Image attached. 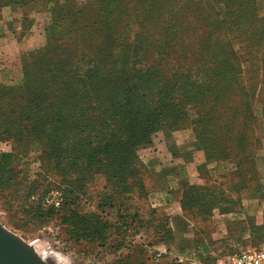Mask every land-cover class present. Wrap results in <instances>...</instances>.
<instances>
[{"label": "trees", "instance_id": "1", "mask_svg": "<svg viewBox=\"0 0 264 264\" xmlns=\"http://www.w3.org/2000/svg\"><path fill=\"white\" fill-rule=\"evenodd\" d=\"M27 1L41 0H15L14 3L27 4ZM44 1L52 4L49 8L52 21L47 27L49 44L42 52L28 51L22 55L21 86L0 84V142L13 140L16 146L27 147L38 141L44 149L42 159L48 166H58L67 173L70 170L80 174L85 170L91 174L102 172L112 184L127 191L134 185L130 178L136 175V147L150 142V136L161 122L171 116L183 120L187 105L209 102L213 92L219 97L231 91L238 98L233 105L235 123L227 121L221 130L214 131L208 122L203 121L201 129L198 122H193L198 132V146L205 150L209 160L235 158L229 156L228 149L240 146L244 153L250 151L245 162L251 167L261 160L262 140L252 134L251 109L237 92L244 90L250 99V94L255 93L252 91L262 85L264 97V74L254 71L251 87L239 88L240 57L232 49H225L218 37L222 31L236 32L233 27L237 26L241 31L235 38L241 39L243 35L262 43L264 27L259 22L264 17L259 18V0H208L207 6L193 0H140L135 13L137 30L128 13L119 10L123 0H95L96 3L90 4L76 3L77 0ZM225 12H230L229 21L227 16L223 17ZM202 29H208L209 35L193 38ZM156 32L159 33L156 35ZM94 33L119 36V40L112 42L117 53L106 57L104 66H98L100 56L89 45ZM82 53L85 58L93 59L86 71L81 69L85 66L83 60L77 58ZM171 55H178L177 66L165 75L162 69ZM256 65L264 73V56ZM217 84L220 86L216 87ZM217 133L227 134L222 135L223 141L219 138L220 144ZM13 159L10 153H0V187L4 190L9 189L11 180L20 173L13 167ZM253 180V177L243 179L229 189L230 193L222 185L183 184L184 211L204 221L217 209L221 213L237 211L242 191L250 197L264 196V185L252 186ZM63 197L61 207L70 216H77L71 206L73 200H65L68 197L65 192ZM43 207L45 215L58 211L53 203ZM99 217L81 220L80 225L88 226ZM255 218L245 220L250 239H263L264 224L261 226ZM167 220L160 219L153 242L148 246L158 242L169 246L176 238L180 242L175 244L191 246L193 243L196 251H201V259L208 257V245H198V241L194 243L195 240L176 235ZM99 222L94 224L97 232L119 227L106 222L98 225ZM235 222L228 225V230L231 225L241 223ZM102 235L99 232L93 240H101L105 245L108 237ZM133 247V244L126 246Z\"/></svg>", "mask_w": 264, "mask_h": 264}, {"label": "rangeland", "instance_id": "2", "mask_svg": "<svg viewBox=\"0 0 264 264\" xmlns=\"http://www.w3.org/2000/svg\"><path fill=\"white\" fill-rule=\"evenodd\" d=\"M14 1L0 0V84L19 87L23 82L22 55L28 51L42 52L41 49L49 44L47 27L52 21L49 10L52 4L44 0L27 1V4H15ZM139 1L123 0L119 7V10L128 13L135 30L138 21L135 13ZM193 1H197L200 6H207L208 0ZM78 2L96 3L95 0H77L76 3ZM258 14L260 19L264 17V0L258 1ZM226 16L229 21L230 12L223 13V17ZM259 23L264 27L263 19ZM233 29L236 32L222 31L218 37L225 49H232L240 57L242 71L237 72V78L239 88L243 90L251 87L254 71L264 74L256 65L264 56V40L260 43L243 35L241 39L235 38L241 28L235 26ZM208 31L202 29L193 38L208 36ZM143 32L146 33V30ZM216 35L217 33L212 39ZM115 40H119V36H106L101 33L91 36L90 48L93 47V51L100 56L98 66H104L105 58L117 53L118 49L112 43ZM97 44L99 45L96 48ZM77 58L83 60L82 65L85 64L81 67L82 70L89 69L88 63L93 60L91 56L85 58L82 53ZM177 61L178 55L169 56V63L162 69L165 75L176 68ZM218 86L220 85L217 84L216 87ZM262 90V85L257 87L256 91H252L255 93L250 94V99L243 93L244 90L241 91L244 95L237 92L241 100H247L246 106L251 109L252 134L262 140V149L259 151L261 160L255 167L245 162V158L251 153H244L241 146L236 149L227 148L230 150L229 156L235 158L221 161L209 160L205 150L198 146V132L193 122H198L200 129L204 125L202 123L208 122L214 131L221 130L227 121L235 123L236 110L233 105L234 99L238 98L231 91L219 97L213 92L209 99L211 101L203 100L202 103L187 105L183 120L180 119L182 117L171 116L161 122L159 128L150 136V142L136 147V175L130 178L134 180V185L127 191L118 184H112L102 172L91 174L85 170L80 174L70 170L67 173L59 170L58 166H48L42 159L44 149L38 141L29 143L27 147H18L13 140L2 141L0 153L12 154L13 167L20 173L14 181L11 180L9 189L0 187V221L6 228L33 245L42 256L50 257L55 264H231L234 255L245 250L247 246L257 248L264 242V238L250 239L246 218L240 213L232 217H222L215 210L214 215L207 221L187 214L181 201L184 193L182 185H222L229 192L232 186L252 177L255 178L252 186L256 183L264 185ZM223 134L227 136L226 133L216 134L218 144L224 140ZM236 134L240 136L241 133ZM203 142L206 140L203 139ZM64 192L68 196L65 200L74 202L71 206L77 212L75 217L70 216V212L60 205ZM52 203L58 211L53 215H45L43 206ZM94 215H99V219H93L90 225L82 228L81 220H90ZM161 218L165 221L168 219L167 223L172 229L192 226L194 232H191L189 239L195 240L194 243L198 241V245H208V257L201 259V251H196L193 243L191 246L175 244L179 241L176 238L174 244L172 242L169 246L161 242L148 246L153 242L157 230L155 227ZM259 218L262 226L264 217ZM232 219L241 223L231 225L228 230L226 226ZM255 220L258 222V218ZM97 221H101L98 225L106 222L108 225L119 226L99 231L103 233V237H108L105 245L101 240H93L99 233L95 231L94 224ZM134 234H138L137 237ZM127 244H133V249L126 248ZM110 245L116 248L112 249ZM177 254H187V257L181 259Z\"/></svg>", "mask_w": 264, "mask_h": 264}, {"label": "water", "instance_id": "3", "mask_svg": "<svg viewBox=\"0 0 264 264\" xmlns=\"http://www.w3.org/2000/svg\"><path fill=\"white\" fill-rule=\"evenodd\" d=\"M0 264H55L0 221Z\"/></svg>", "mask_w": 264, "mask_h": 264}, {"label": "crops", "instance_id": "4", "mask_svg": "<svg viewBox=\"0 0 264 264\" xmlns=\"http://www.w3.org/2000/svg\"><path fill=\"white\" fill-rule=\"evenodd\" d=\"M243 193H241L240 195V199H241V202L239 203L238 207H237V211H234V212H230V213H221L220 210H218V214L222 217L224 216H234L238 213L240 214H243L245 218L247 217H256L258 218V224L260 223V218L259 217H264V196H258V197H250L249 194L245 195V190L242 191ZM171 194V193H170ZM168 193V195H170ZM248 202V203H246ZM250 210H252L253 212L251 213ZM235 219H232V223H236L234 221ZM229 225V224H228ZM226 227H229V226H226ZM194 232V229L193 227H183V228H180V229H175V233L176 235L178 236H185L187 238L190 237L191 235V232ZM178 258H186L187 257V254H182V255H179L177 254Z\"/></svg>", "mask_w": 264, "mask_h": 264}, {"label": "built area", "instance_id": "5", "mask_svg": "<svg viewBox=\"0 0 264 264\" xmlns=\"http://www.w3.org/2000/svg\"><path fill=\"white\" fill-rule=\"evenodd\" d=\"M231 264H264V242L257 248L248 247L234 255Z\"/></svg>", "mask_w": 264, "mask_h": 264}, {"label": "bare ground", "instance_id": "6", "mask_svg": "<svg viewBox=\"0 0 264 264\" xmlns=\"http://www.w3.org/2000/svg\"><path fill=\"white\" fill-rule=\"evenodd\" d=\"M44 256V255H43Z\"/></svg>", "mask_w": 264, "mask_h": 264}]
</instances>
